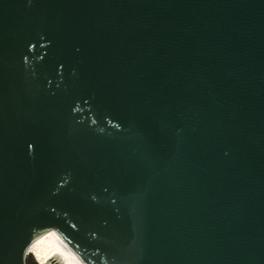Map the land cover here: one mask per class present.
<instances>
[{"label": "water", "instance_id": "obj_1", "mask_svg": "<svg viewBox=\"0 0 264 264\" xmlns=\"http://www.w3.org/2000/svg\"><path fill=\"white\" fill-rule=\"evenodd\" d=\"M51 229L89 264H264V0H0V264Z\"/></svg>", "mask_w": 264, "mask_h": 264}, {"label": "bare ground", "instance_id": "obj_2", "mask_svg": "<svg viewBox=\"0 0 264 264\" xmlns=\"http://www.w3.org/2000/svg\"><path fill=\"white\" fill-rule=\"evenodd\" d=\"M28 253L39 264H89L65 244L55 229L38 236L30 244Z\"/></svg>", "mask_w": 264, "mask_h": 264}, {"label": "snow or ice", "instance_id": "obj_3", "mask_svg": "<svg viewBox=\"0 0 264 264\" xmlns=\"http://www.w3.org/2000/svg\"><path fill=\"white\" fill-rule=\"evenodd\" d=\"M30 47H35V45L29 44V47H28V48H30ZM24 62L27 64V62H28L27 57L24 58ZM61 67H63V65H61ZM72 111L74 112V111H76V109L73 108ZM115 127L119 128L120 125L117 124V125H115ZM27 148H28V150H29V153H31V152L33 151V149H34V145H33L32 143H29V144L27 145ZM72 227H73V228H76L77 225H76V224H73Z\"/></svg>", "mask_w": 264, "mask_h": 264}, {"label": "rangeland", "instance_id": "obj_4", "mask_svg": "<svg viewBox=\"0 0 264 264\" xmlns=\"http://www.w3.org/2000/svg\"><path fill=\"white\" fill-rule=\"evenodd\" d=\"M26 264H39V263L35 260L33 255L30 254V256H27V258H26ZM48 264H50V263H48Z\"/></svg>", "mask_w": 264, "mask_h": 264}]
</instances>
